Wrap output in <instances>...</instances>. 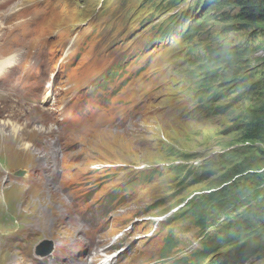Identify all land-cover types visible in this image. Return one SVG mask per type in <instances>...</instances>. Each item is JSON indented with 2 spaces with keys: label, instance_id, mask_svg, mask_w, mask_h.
<instances>
[{
  "label": "rangeland",
  "instance_id": "obj_1",
  "mask_svg": "<svg viewBox=\"0 0 264 264\" xmlns=\"http://www.w3.org/2000/svg\"><path fill=\"white\" fill-rule=\"evenodd\" d=\"M0 17L56 73L52 104L0 88V264H264V21L218 0Z\"/></svg>",
  "mask_w": 264,
  "mask_h": 264
},
{
  "label": "trees",
  "instance_id": "obj_2",
  "mask_svg": "<svg viewBox=\"0 0 264 264\" xmlns=\"http://www.w3.org/2000/svg\"><path fill=\"white\" fill-rule=\"evenodd\" d=\"M219 4H228L236 7H240V16L244 20L248 21H264V0H218ZM252 117L254 122L258 123L264 129V110L262 111H253ZM252 139H259L258 136H249ZM176 243L173 244V246ZM204 253V250L199 252V254ZM213 253V251H207L201 258L199 262L190 261L189 264H209L206 260ZM186 264L185 258L176 259V264L181 263Z\"/></svg>",
  "mask_w": 264,
  "mask_h": 264
},
{
  "label": "bare ground",
  "instance_id": "obj_3",
  "mask_svg": "<svg viewBox=\"0 0 264 264\" xmlns=\"http://www.w3.org/2000/svg\"><path fill=\"white\" fill-rule=\"evenodd\" d=\"M20 10L22 11L21 13H19ZM20 10L17 12L18 15H15L16 18H19L20 14L24 13V9H20ZM7 15H8V14H7ZM8 16H9V15H8ZM13 17H14V16H13ZM21 18H23V17H21ZM21 18H19V19H21ZM5 19L7 20L8 17L6 16ZM18 24H19L20 26H19V25L14 26V27H18L17 30H16V33L20 31V27L22 26L23 23L21 24V23L18 22ZM1 29H3V28H1ZM32 29H33V28H32ZM29 33H31V32L29 31L28 34H29ZM18 53H19L21 56H23L22 51L18 48V49L16 50V53L14 54L13 57L9 58V57H7V55H6L4 58H0V76H1V74L4 72L5 69H7L8 67L11 66V64H10L11 60H17V62H18ZM9 87H13V90H14L15 92H16V89H15L14 87H16L20 96H21V94H22V91L24 90V87H23V85L21 84V82H20L19 79H14V80L10 81V82H9ZM0 96H2V95H0ZM27 96L29 97L30 102H38V98H37V97H35V96H33V95H27ZM104 258H105V256H104V255H101V261H102ZM40 259H42V258L40 257ZM104 261H106V262H104V264H107V263L109 262V258L106 257ZM85 264H87V263H85ZM89 264H91V263H89ZM92 264H93V263H92Z\"/></svg>",
  "mask_w": 264,
  "mask_h": 264
},
{
  "label": "water",
  "instance_id": "obj_4",
  "mask_svg": "<svg viewBox=\"0 0 264 264\" xmlns=\"http://www.w3.org/2000/svg\"><path fill=\"white\" fill-rule=\"evenodd\" d=\"M53 250L54 245L50 240H44L36 247V253L42 257L48 256Z\"/></svg>",
  "mask_w": 264,
  "mask_h": 264
}]
</instances>
